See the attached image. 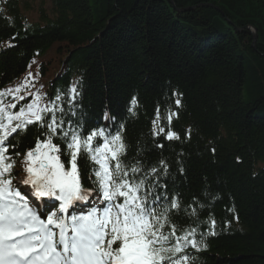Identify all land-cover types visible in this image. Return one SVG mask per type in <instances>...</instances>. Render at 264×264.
<instances>
[{"label": "trees", "instance_id": "16d2710c", "mask_svg": "<svg viewBox=\"0 0 264 264\" xmlns=\"http://www.w3.org/2000/svg\"><path fill=\"white\" fill-rule=\"evenodd\" d=\"M29 72L34 86L20 93L17 109L32 99L28 92L50 99L75 83L78 115L65 121L82 116L85 134L124 124L122 159L142 169L130 176L166 186L154 188L168 197L157 210L178 199V235L205 234L206 248L185 249L195 264H264V0H41L35 12L24 0H0V90ZM157 108L165 133L166 117L177 114L170 129L178 140L153 135ZM37 135L30 126L11 141L9 153L21 154L14 177Z\"/></svg>", "mask_w": 264, "mask_h": 264}, {"label": "snow or ice", "instance_id": "6c2138e0", "mask_svg": "<svg viewBox=\"0 0 264 264\" xmlns=\"http://www.w3.org/2000/svg\"><path fill=\"white\" fill-rule=\"evenodd\" d=\"M33 80L29 72L20 85L0 90V264H195L185 249L206 248L205 234L196 239V228H191L178 235L183 229L172 218L181 207L178 199L172 198L169 206L157 210L154 204L168 197L156 194L154 188L166 186L146 187L147 176H130L142 169L122 159L128 149L124 124L115 132L96 127L85 134L82 116L65 121L64 116L78 115L80 93L75 83L66 92L57 90L50 99L47 93L28 92L32 99L17 109L18 101L26 99L20 93L34 86ZM175 103L180 106L181 101ZM130 105L128 111L135 115L136 97ZM176 115L170 112L166 117L169 130L165 133L159 126L157 108L153 135L178 140V134L170 129ZM105 119L115 122L116 118L106 113ZM30 126L37 128L36 143L21 161L25 177L14 183L15 157L21 154L9 153L17 147L11 141L26 135ZM78 161L87 167L91 187L82 182ZM159 164L166 175V162L161 159ZM150 172L156 174L158 169L152 167ZM24 185L30 191H21ZM49 202H58V207ZM79 203L92 206L71 214L70 209ZM166 228L170 230L166 232Z\"/></svg>", "mask_w": 264, "mask_h": 264}, {"label": "rangeland", "instance_id": "374dc122", "mask_svg": "<svg viewBox=\"0 0 264 264\" xmlns=\"http://www.w3.org/2000/svg\"><path fill=\"white\" fill-rule=\"evenodd\" d=\"M27 5L35 12L40 6L41 0H24Z\"/></svg>", "mask_w": 264, "mask_h": 264}]
</instances>
